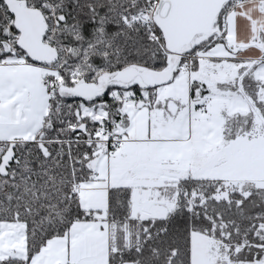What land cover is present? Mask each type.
<instances>
[{
    "label": "snow or ice",
    "instance_id": "obj_1",
    "mask_svg": "<svg viewBox=\"0 0 264 264\" xmlns=\"http://www.w3.org/2000/svg\"><path fill=\"white\" fill-rule=\"evenodd\" d=\"M0 264H264V0H0Z\"/></svg>",
    "mask_w": 264,
    "mask_h": 264
}]
</instances>
